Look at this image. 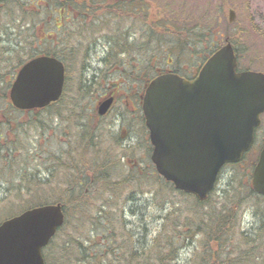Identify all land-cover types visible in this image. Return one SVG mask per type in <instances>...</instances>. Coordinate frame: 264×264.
<instances>
[{
  "label": "rangeland",
  "instance_id": "rangeland-1",
  "mask_svg": "<svg viewBox=\"0 0 264 264\" xmlns=\"http://www.w3.org/2000/svg\"><path fill=\"white\" fill-rule=\"evenodd\" d=\"M20 1L25 2L27 0H19V2ZM57 1L60 2V0ZM145 1H147V4L151 5V7L147 11L145 10L149 16V19H143L137 25L141 52L138 56H122L120 63H116L115 65L111 66L108 69V72L110 73V81H107L103 76V73L107 70L108 65L105 63L101 64V59L106 55L109 49V45L107 43L105 44L103 41L97 45L94 43V48L90 52L91 66L94 70L103 68V72H100V70L98 73H93L91 70L85 72V70L80 67L79 62L83 60L86 51L78 53L75 50L76 45L73 43L68 46L70 47L69 50L62 52L64 53L62 54L63 58H65V60H67L69 63L67 84L71 86V90L68 92L66 89V95L64 96V100L61 101L59 114L55 110L52 116L51 111H47L41 115L46 123L45 130L40 131L35 126H31L30 124H27V126L23 129V133H21L22 135L19 138L20 143H17L21 149L15 152L14 155L16 162L14 168L19 169V166L23 162L28 163V165L31 163L32 167H40V170H38L36 174L38 176L41 175V177L44 179H47L45 167L53 163V161L60 159V164L63 166L60 167V170L58 171V177L55 178V181L51 187L47 188L45 191H42L44 193L42 196L45 199L49 198L48 195L55 197L59 195L60 199L67 200L65 193L67 192L66 189L69 183L68 178L70 177V180H74L76 178V175L70 169V166L74 162V158L79 163L78 166L81 164V156L77 152V139L81 130V126H87L91 128L92 131L98 134H103L101 141L104 140L105 143H101L102 146L100 148L101 150L99 158L101 160L106 154L102 147L106 150L109 149L110 158L113 159L115 156L118 161L121 160L120 162H123L121 168L114 171L115 174H119L122 178L126 176V173L131 169L129 165L131 160L128 157L129 150L127 151L126 149L130 143H136L134 148L136 149V152L132 153L137 161H141L138 165L139 169H144L143 173L148 176L147 180L143 179L145 183L143 186V189L145 188L143 194L144 196H133L131 197V202H122L123 204L121 203V205H124L126 209L124 211V218L131 232L135 235V240L137 242H147L150 244L154 236L157 235L159 231H161L164 221L161 219L162 214L160 213L157 205L158 199H154L153 195L148 193L151 188H149V186H157V184H155L157 179L152 175L151 152L148 142L149 136L145 129H137L136 124H134V118L131 116V105L134 103L133 105L140 106V97L143 95L144 88L146 86L145 82H148V80L151 79V72L148 66L145 68V70H141L139 73V76H142L141 78L136 74V72H133L129 77L127 72L131 71V67H129L128 60L133 59L135 62L140 61L139 63L141 65H145L146 63H150L151 65L155 64L158 66L156 72L159 70L162 71L163 69L169 70L174 67L184 70L187 67L188 69L185 73L187 76H191V72L196 66L199 68V65L205 61L206 57L209 56L211 52L224 45L226 37H231L234 41V45L240 50L242 56L241 67L264 71V0ZM145 3L146 2H144L143 5H145ZM159 8L160 10L165 8L167 14H169L170 8L172 13H174L171 14V16L167 19L163 20L164 25H166L165 21H172V17L177 14L179 15V19L183 20L185 23L193 24L196 23L197 20L200 21L201 25L196 28V31L205 34L201 39L203 41H194L193 45L190 44L186 46L187 53L182 51V53L179 54L178 46L176 44L174 45L173 35L170 32H163L160 30V28H158L157 31L151 30V27L148 24L152 21H160L159 19H161V17ZM229 9H234L236 11L235 21L232 23L229 21ZM19 12L21 13L20 9L18 8L16 13L17 17ZM100 14L97 21V23L100 24H96V30L94 31L92 38L98 39L104 34L106 36L111 35L109 33V27L112 24L113 28H117V33L119 29L124 27V24H126V21L118 22L119 20H116L114 15L111 13L110 16L107 15V17L105 16L104 11L100 12ZM33 15H35L34 17L37 15L40 17L41 15H45V17L49 20L50 25L48 26L30 25V27L32 26V32L37 34L38 39L34 38L33 34L32 38L35 41L32 38H29L27 43L32 44L35 51H42L43 49L49 47V45L45 42L46 40H44L42 37L49 32L53 34V25L58 26L60 23H57L55 19L50 20L51 14L49 12H46L45 14L39 12V14ZM32 20H34V18H32ZM103 22H107V24L102 25ZM1 25L2 24H0V28ZM14 27L16 32L19 33L20 26L16 25ZM99 30L101 31L98 32ZM155 33H168L165 39L171 43V46H166L165 42H163L164 45L158 47L156 45V41L148 37L149 34L152 35ZM56 34H58V31ZM55 38H57V35ZM65 39L68 41L66 36ZM17 40L20 39L18 38ZM11 41L12 44H17L16 39H12ZM85 44L86 46L88 45L87 42ZM1 48H3V46ZM155 54L159 55V58L156 59V56H154ZM13 56L14 55H12V52L10 56L9 54H6V56L3 57L1 54L4 64H2L0 68V72L3 74L0 78L4 81L3 85L1 86L4 95H6L8 90H10L9 86L7 87L5 84V80H8L12 75V71H10V69L14 66L13 63L18 65V63H20L23 59L20 58V54H18L20 57H18L16 54L14 57ZM22 56L25 55L23 54ZM95 74L98 76H95ZM122 75L124 76L120 80ZM144 76L148 77L145 81ZM98 77L101 84H92V80H97ZM81 82L92 85L93 90L87 94L88 97L86 99L77 100V98H74L73 95H75L78 91L77 85L80 87L79 84ZM109 89H113L116 92L117 101L113 105V108L109 114L104 117H99L96 112L97 106L99 102L107 96L106 93H108L107 91H109ZM4 101H6V99L0 101V110H4L6 112L12 110L10 105L9 107L7 105L8 108L6 107V105L3 103ZM122 115L127 117V121L130 119V123L134 124L131 128L129 127L130 129L128 128V123H123ZM18 117L24 122H29L32 116L30 117V115L26 112L15 111L12 115L13 122L11 123L12 127H10L13 129V132H11V130H7V124L4 125L7 117L0 113V142L12 140L14 142L18 141V137L14 133V129L17 127L16 121L19 120ZM129 135L133 136L134 140L132 142H129ZM258 139L259 143L261 144L262 142L263 145L264 117L263 124L258 132ZM11 147L14 146L12 145ZM260 150L261 149H253L247 155L244 161L237 165L226 166L222 170L218 180L216 192L214 195H212L210 203H208V206L212 205V207H215L216 203L221 197H223L224 193L235 197H248V205L242 208L240 220L238 221L234 233L230 235L229 239L231 240L228 239V250L231 249V246H229L230 244L232 245L238 241L239 230L253 232L263 219L262 214L258 212V209L256 210V208L259 207L256 202L261 203L262 207H264V200L258 198L252 192V173L259 157ZM91 154L92 153L90 152L86 156L91 158ZM81 165H85V163ZM3 173L4 174L2 175L8 177L6 172ZM87 173L92 175L91 172ZM14 177H16L15 171L13 172L12 178ZM8 186L9 184L7 183L0 186V197L5 196V193L9 197L14 195L13 190L10 191L8 189L6 192ZM152 190L153 189H151V191ZM117 195H119V202L125 199V192L123 194ZM104 198H106V196L103 197L102 194L99 193L91 199L90 202L93 206L91 208L89 207V209L93 211V217L99 216V213L94 211L98 210V205L102 204L100 199L103 200ZM181 199L184 203L185 199L180 198V200ZM85 207L78 211H74V209L71 207L69 208L68 226L66 227V230L61 233L59 232L57 237H55L52 243L46 248L45 252L48 255L49 264H73L69 260V253L71 251H67L61 255L59 248L60 244H63L65 238L70 239L73 237H78L81 234H87V231L91 230L89 227L84 225V222L85 224L87 222L85 218L87 217V212L82 213V211H87ZM114 208L115 207L108 209L109 211L107 214L112 213ZM261 210L264 211V209ZM84 214H86V216ZM82 217L84 220H82ZM118 219L119 218L117 217V214L114 213L111 219L115 221L113 224L114 226H120L117 221ZM104 230L105 226L102 224V226L93 228L90 233V235L96 239L95 242H100L102 245L107 242L100 234V231L103 232ZM67 232L70 233L71 237H68L69 235ZM83 241L85 242L86 246L90 245V242L85 240ZM144 246L145 244L143 246L140 245L139 248L141 249ZM177 247L178 252L175 264L198 263L197 260L199 257L196 254V251L198 248L202 249L198 243L195 245L189 244V240L186 239L185 242L182 241L179 243Z\"/></svg>",
  "mask_w": 264,
  "mask_h": 264
},
{
  "label": "trees",
  "instance_id": "trees-1",
  "mask_svg": "<svg viewBox=\"0 0 264 264\" xmlns=\"http://www.w3.org/2000/svg\"><path fill=\"white\" fill-rule=\"evenodd\" d=\"M17 1L19 2V0ZM33 1L40 2L42 0ZM45 1L50 5L48 9L44 10L50 12L52 15L50 20L60 16V10L58 9V4H60V2L57 0ZM113 1V3H115L113 10H122L123 7H116V5L124 0ZM128 1L130 3L138 1L147 3L145 0ZM54 5H56V7H54ZM145 7L144 11H147L151 6L145 5ZM142 9L143 7L140 8V10ZM169 10V14L166 13L165 8L160 10L161 19H159V22H155V26L151 27V30L157 31V29L160 28L163 32H170L173 35L174 44L175 41H177L180 45L188 43L193 45L194 41H203L201 39L205 34L196 31V28L201 25V22L198 20L193 24L185 23L183 20L179 19V15L177 14L172 17V21H165L166 25H164L163 20L170 17L171 14H174L170 8ZM127 11L133 14L132 18H141L137 16L136 6L129 5ZM34 16L35 15H33L34 20H32V22L35 24H33V26H41L36 25V23H42V25L45 26L50 25L49 20L45 15H41V17L39 15L36 17ZM153 23L154 22L152 21L151 24L153 25ZM19 26L20 31L17 34H20L18 36L20 40H17L18 38L16 39V55L18 56V54H20L21 57H18L21 59L23 58V60H28L40 52L41 54L54 55L60 58L62 53L59 46L56 45V38L53 37V35H57L55 25H53L54 33L52 34L49 32L45 41L49 47L42 51L37 50L38 52L34 50L32 44L27 43L29 38H32L33 34L34 38L38 39L37 34L33 32L28 33L27 30L21 29V25ZM8 28V25L2 24L0 28L1 35L6 29L8 31ZM116 29V27L112 28L108 41H103L105 44L107 43L109 45L107 55L104 58V62L108 67L103 73V76L107 81H110V73L108 72V69L116 63L121 62L122 56L128 54L129 57H131V51L133 48H136V44L140 43L139 36L135 38L132 37V32L134 31L132 25H129L128 31L125 33H122V31L117 33ZM150 34L148 37L155 40L158 47L164 45L163 42H165V45L171 46V43L165 39L168 33ZM227 38L233 41L231 37ZM67 45H71V43H68ZM236 50L238 55H240L239 49L237 48ZM213 52H211L209 56ZM23 54L25 56H22ZM155 55L156 58H159V55ZM23 60L18 63V67L23 64ZM139 62L140 61L135 62L134 60L131 62V65L134 68L133 72L137 70L138 65H140ZM145 66L152 65L146 63ZM91 83L96 84L95 82ZM97 83L101 84L99 80H97ZM145 83L147 84V82ZM79 86L80 87L77 85L78 91L73 97L77 98V100L86 99L88 97L87 94L93 90L92 85L81 82ZM66 89L69 92L71 86L67 84ZM6 97L7 96L3 94L2 88L0 87V101L6 99ZM60 105L61 101L54 103L45 109L26 112L30 117L32 116L29 122H24L19 117V120L16 121L17 127L14 129V133L18 137V141L14 142L12 140L0 142V186L7 183L9 186L6 189V192L8 189L14 191V195L10 197L6 195V193L5 196L0 197V222L7 217H11L22 210L33 206L61 202L64 205V210L67 215V221L64 227L61 228V233L64 232L68 226L69 208L71 207L74 211H78L86 206L85 209L87 211H82V213L87 212V217H85L87 222L86 224L84 222V225L91 230L87 231V234H81L78 237L70 239L65 238L63 244H60L59 248L61 255L62 253L71 251L69 253V260L73 264H175L178 252L177 246L182 241L185 242L186 239L189 240V244L195 245L198 243L202 247V249L198 248L196 251V254L199 257L197 264H264V211L261 210L264 209V207H262L261 203L256 202L259 206L256 210L258 209V212L262 214L263 218L258 227L254 229L253 232L239 230L238 241L232 245L230 244L229 246H231V249L228 250L229 248L227 247V244L229 243V240H231L229 239L230 235L234 233L238 221L240 220L242 208L248 205V197H235L224 193L223 197L220 198L215 207H212V205L208 206V203H210L212 195H214L216 190L207 200L201 201L195 196L177 191L171 183L165 181L162 177L157 176L158 174L153 165L152 175L157 179V182L155 183L157 186H149V188H151L148 193L153 195L154 199H158L157 205L162 214L161 219L164 222L161 231L154 236L150 244L147 242H137L135 240V235L131 232L124 218V211L126 209L121 203L127 201L131 202V197L133 196H144L145 188L143 189V186L145 183L143 179L147 180L148 176L143 173L144 169H139L138 165L141 161H137L132 153L133 150L136 152V149H134L135 147L129 151L128 157L131 160L129 164L131 169L126 173V176L122 178L119 174H115L114 171L121 168V165H119L120 161H117L115 156H112L113 159L110 158L109 149L106 150L103 147L102 149L106 154L100 160L99 154L102 146L101 143H105L104 140L101 141L103 134H98L87 126H81L77 139V152L81 156V164L85 163V165L80 164V166H78L79 163L74 158V162L70 166V169L76 175V178L74 180H70V177L68 178L69 183L66 189L67 192L65 193L67 200L60 199L59 195H57V197L48 195L49 198L44 199L42 196L44 193L42 191H45L53 185L55 178L58 177L60 167L63 166L60 164V159L53 161V163L45 167L47 179H44L41 175L38 176L36 174V172L40 170V167H32L31 163L28 165V163L23 162L19 166V169L14 168V165H16L14 155L15 152L21 149L17 143H20L19 138L27 124L35 126L40 131L45 130L46 123L41 115L47 111H51L52 116L55 110L59 114ZM11 108L12 110L7 112L0 110V113L7 117L4 124H7V130L13 132V129L11 128L13 119L11 117L15 110L13 107ZM144 125L143 123L141 124L143 129H145ZM12 145L14 147H11ZM126 150L128 151V149ZM90 152L92 153L91 158L86 156ZM111 153L113 154L112 151ZM14 171L16 172V177L12 178ZM3 172H6L8 177L2 175L4 174ZM87 172H91L92 175H89ZM151 189L153 190L151 191ZM124 192L125 199L119 202V195L117 194H123ZM252 192L258 198L264 200L263 196L258 195L254 190H252ZM99 193H101L103 197L106 196V198L103 200L100 199L102 204L98 205V210L94 211L98 212L99 216L93 217V211L89 209V207L91 208L93 206L90 201ZM180 198L185 199L184 203ZM113 207L115 208L112 210V213L107 214L109 211L108 209H112ZM114 213H116L119 218L117 221L120 226L113 225L115 221L111 219ZM84 215L86 216V214ZM82 220H84L83 217ZM102 224H104L105 230L103 232L100 231V234L103 236L104 240L107 241L104 245L100 242H95L96 239L90 235L93 228L102 226ZM67 234L69 235L68 237H71L69 232H67ZM83 240L90 242V245L86 246ZM144 244L145 246L140 249L139 246H143ZM45 258L47 264H49L48 255L46 253Z\"/></svg>",
  "mask_w": 264,
  "mask_h": 264
},
{
  "label": "water",
  "instance_id": "water-1",
  "mask_svg": "<svg viewBox=\"0 0 264 264\" xmlns=\"http://www.w3.org/2000/svg\"><path fill=\"white\" fill-rule=\"evenodd\" d=\"M236 12L230 10L233 22ZM231 42L218 49L187 80L174 73L156 77L144 97V115L154 146L158 172L175 187L205 200L214 189L221 168L238 163L255 140L264 113V73L237 72ZM66 79L64 64L39 56L19 71L11 88L13 105L39 109L57 102ZM109 97L98 112L106 114ZM253 186L264 195V146L253 172ZM60 203L27 209L0 224V264H46L43 249L65 223Z\"/></svg>",
  "mask_w": 264,
  "mask_h": 264
},
{
  "label": "flooded vegetation",
  "instance_id": "flooded-vegetation-1",
  "mask_svg": "<svg viewBox=\"0 0 264 264\" xmlns=\"http://www.w3.org/2000/svg\"><path fill=\"white\" fill-rule=\"evenodd\" d=\"M118 4L120 7H126L128 5H131L132 3H128L126 1ZM132 5L141 7L142 3L138 2V3H133ZM48 6L49 4L44 1L34 2L33 0H28L25 2H18L17 0H0V24L8 25L9 27L8 31L6 29L2 35L0 33V68L2 64H4V60H2L1 58V52L4 56H6V54H9L10 56L11 52L12 55L15 56L17 52L16 43L12 44L11 40L17 39L20 34L19 35L17 34L14 26L19 24L21 25V29H25L28 31V33H32L31 29L33 24H35L32 22V18H33L32 15L39 14V12H43L45 9L48 8ZM59 6H60L59 8L60 16L57 19V23L58 22L60 23L58 25V36H59L58 40H59L60 50L64 52L70 49V47L67 46L68 43L67 40L65 39V36H71V39L69 41L74 42L76 39L77 41L74 42V44L76 45L75 50L78 53H81L82 51H86L83 60L79 62L80 67L83 70H85V72L91 70L93 73H98L99 69L94 70L90 64V57H91L90 52L94 48V43L101 42V39L92 38L94 34L92 26L96 25L100 12L104 11L106 17L107 15L110 16V13L112 14L113 0H60ZM18 8L20 9L21 13L19 12V15L17 17L16 13ZM30 25L32 26L30 27ZM36 25H42V23H36ZM132 37L133 38L137 37V34L134 31L132 32ZM102 40L107 41L106 38H103ZM85 42H88L87 46ZM2 46L4 49L1 51ZM166 46H170V45H166ZM140 52H141V46L139 47L138 44H136V48H133L131 54L139 55ZM62 61L69 68V63L67 60H65V58H63V55H62ZM102 63H103V59H101V64ZM13 65L14 66L10 69V71L13 72V75L10 76L8 80H5V84L7 85L13 82L15 78V74L17 72V65H15V63H13ZM185 69L188 68L186 67ZM169 72H177L181 74V70L174 71L173 68L169 69ZM95 76L97 75L95 74ZM139 77L141 78L142 76ZM92 82L97 83V80H92ZM107 92H108L106 93L107 96L111 95L115 97V102H114L115 104L117 101L116 92L113 89H109V91ZM133 104L131 106H132V112L134 114H132L131 116H133V118H136L135 122H138V118L139 116H141L138 109L139 106ZM122 118H123V123H128V128L129 127L131 128L132 125H134L133 123H130V119H128L127 121V117L125 115ZM136 126L137 128L139 127L138 123L136 124ZM129 138H130L129 142H132L134 140L132 135H129ZM131 145L134 146L135 144L130 143L128 147H130Z\"/></svg>",
  "mask_w": 264,
  "mask_h": 264
}]
</instances>
